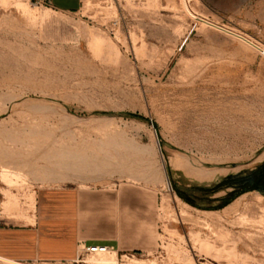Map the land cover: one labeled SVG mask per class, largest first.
Masks as SVG:
<instances>
[{
    "label": "rangeland",
    "instance_id": "obj_1",
    "mask_svg": "<svg viewBox=\"0 0 264 264\" xmlns=\"http://www.w3.org/2000/svg\"><path fill=\"white\" fill-rule=\"evenodd\" d=\"M20 1L0 0L5 213L43 187L144 189L157 241L0 264H264V0Z\"/></svg>",
    "mask_w": 264,
    "mask_h": 264
},
{
    "label": "crops",
    "instance_id": "obj_2",
    "mask_svg": "<svg viewBox=\"0 0 264 264\" xmlns=\"http://www.w3.org/2000/svg\"><path fill=\"white\" fill-rule=\"evenodd\" d=\"M45 1L64 12L78 11L82 2ZM1 189L0 184V259L74 262L83 241L134 252L156 244V203L144 189L43 187L35 191L34 210L18 217L5 213Z\"/></svg>",
    "mask_w": 264,
    "mask_h": 264
},
{
    "label": "built area",
    "instance_id": "obj_3",
    "mask_svg": "<svg viewBox=\"0 0 264 264\" xmlns=\"http://www.w3.org/2000/svg\"><path fill=\"white\" fill-rule=\"evenodd\" d=\"M42 3H44L47 6H51L49 1H45V0H39ZM111 250H113V247L107 246V245H87L86 243H79L78 245V253H77V257L74 260L75 262H80L81 257L84 254H88V255H104L107 254L109 252H111Z\"/></svg>",
    "mask_w": 264,
    "mask_h": 264
},
{
    "label": "bare ground",
    "instance_id": "obj_4",
    "mask_svg": "<svg viewBox=\"0 0 264 264\" xmlns=\"http://www.w3.org/2000/svg\"><path fill=\"white\" fill-rule=\"evenodd\" d=\"M2 4L4 5V6H15L17 9H20V10H22L23 12H25V14H29L30 13V6H26V4H23L20 0L18 1V0H15V1H13V0H2ZM6 172V171H5ZM6 173H8V172H6ZM15 173V172H14ZM1 174V173H0ZM4 174V176H5V173H3ZM10 175V176H9ZM11 175L12 174H8V176L10 177V178H12L11 177ZM14 175V174H13ZM15 176V175H14ZM2 177V176H1ZM19 177V176H18ZM22 177V176H21ZM20 177V178H21ZM10 178H9V180H10ZM5 180H6V178H5ZM8 180V179H7ZM20 180V179H19ZM12 181V180H11ZM11 181H9V182H11ZM115 254V253H114ZM107 260H109V258H107ZM133 261V260H132ZM104 262V261H103ZM110 262H111V260H110ZM131 263V262H130ZM135 263V262H134Z\"/></svg>",
    "mask_w": 264,
    "mask_h": 264
}]
</instances>
